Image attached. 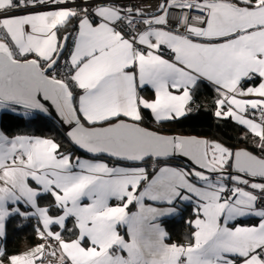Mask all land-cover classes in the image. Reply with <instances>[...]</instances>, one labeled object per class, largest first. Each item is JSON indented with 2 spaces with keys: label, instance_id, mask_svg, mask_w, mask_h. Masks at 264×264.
I'll return each mask as SVG.
<instances>
[{
  "label": "snow or ice",
  "instance_id": "snow-or-ice-1",
  "mask_svg": "<svg viewBox=\"0 0 264 264\" xmlns=\"http://www.w3.org/2000/svg\"><path fill=\"white\" fill-rule=\"evenodd\" d=\"M174 9L198 11L197 23L184 11L173 25ZM203 81L215 86V116L245 126L260 156L141 126L142 109L161 124L193 111ZM42 100L92 158L0 132V236L9 216H35L44 241L18 255L0 249V264H264V0H161L155 12L118 0H0V108L47 112ZM177 156L193 166H173ZM185 202L193 231L170 243L161 220Z\"/></svg>",
  "mask_w": 264,
  "mask_h": 264
},
{
  "label": "trees",
  "instance_id": "trees-1",
  "mask_svg": "<svg viewBox=\"0 0 264 264\" xmlns=\"http://www.w3.org/2000/svg\"><path fill=\"white\" fill-rule=\"evenodd\" d=\"M72 25L69 26V31L73 30ZM216 98L215 87L207 82H202L195 93V104L192 105L193 111L177 120L161 124L154 120L149 110L145 109V116H143L144 119L141 123L147 127L166 133L205 136L209 141L220 142L232 150L244 147L261 155L260 149L253 143V138L245 127L236 123L232 118L223 119L215 116L214 113L217 108L215 104ZM16 109L21 110L20 108ZM0 126L6 135L30 134L52 138L61 144L62 151L71 152L74 157L89 156L80 151L54 121L48 117L33 113L31 117L26 118L18 115L15 111L6 109L0 114ZM170 162L190 168L181 165L182 163L178 160H171ZM51 203L52 197L50 195L39 199L41 206H50ZM179 207L180 214L178 216L167 217L161 220L165 230L169 234L168 241L171 242L188 241L193 231L191 225L186 223V221L194 218L193 206L188 203H182ZM56 212L57 210L53 208L52 214L55 215ZM36 219L35 216L25 218L19 215H12L8 218L6 235L0 246L6 256L21 253V251L23 252L41 243V238L38 235L35 224L37 222ZM71 228L72 223L69 221L67 228L62 233L66 240L73 238L72 232L67 230Z\"/></svg>",
  "mask_w": 264,
  "mask_h": 264
},
{
  "label": "crops",
  "instance_id": "crops-1",
  "mask_svg": "<svg viewBox=\"0 0 264 264\" xmlns=\"http://www.w3.org/2000/svg\"><path fill=\"white\" fill-rule=\"evenodd\" d=\"M75 21H73L72 22V24H74L75 25ZM165 52H167V50L165 49ZM203 82H207V83H209V84H211L210 82H208V81H203ZM202 83V82H201ZM200 83V84H201ZM257 83H258V79L257 80H252V81H245V85L246 86H256L257 85ZM212 86H214L213 84H211ZM215 87V86H214ZM139 92H140V95L141 96H143L145 99H148V100H151V99H153L154 98V90L150 87V86H145L144 88H142V89H139ZM6 109H8V108H0V114H1V112L3 111V110H6ZM15 109V108H14ZM17 110V109H16ZM21 110H23V109H21ZM144 110L145 109H142V115L143 116H145V114H144ZM150 111V110H149ZM27 112H29V115L28 116H26L27 118H29V117H31L32 115H33V112H31V111H27ZM151 113V112H150ZM152 115V114H151ZM153 116V115H152ZM155 120V119H154ZM156 121V120H155ZM243 127H245V126H243ZM0 132H3V133H5L3 130H2V128H1V126H0ZM17 135H29V136H36V135H30V134H17ZM17 135H7L9 138H12V137H15V136H17ZM37 137H41V136H37ZM41 138H46V137H41ZM52 139V138H51ZM81 159H91L92 158V156H87V157H80ZM104 159H106L105 157H104ZM106 160H108V159H106ZM173 166H180V165H177V164H175V163H173V162H170ZM183 167V166H182ZM185 168V167H184ZM113 203H117L116 201H113ZM185 203H187V202H185ZM184 204V203H183ZM41 206V205H40ZM26 207V206H25ZM22 210H24L23 208H22ZM133 211L135 210L134 208L132 209ZM176 216H178V215H176ZM10 217V216H9ZM8 217V218H9ZM169 217H173V216H169ZM8 218H6V220H5V226H4V235L3 236H0V246L2 245L1 243H2V240H3V238L5 237V235H6V223H7V221H8ZM164 218H167V217H164ZM194 219V218H193ZM36 228H38V227H40L41 225H40V222H39V220L38 219H36ZM258 222V218H254V217H251V218H243V223H245V224H254V223H257ZM161 226L165 229V227H164V225L162 224V222H161ZM52 230L53 231H60V229L58 228V227H56V226H53L52 227ZM122 234H123V232H122ZM127 238V237H126ZM168 242H170V243H186L187 241H174V242H171V241H168ZM42 243H44V241L41 239V243L40 244H42ZM37 246V245H36ZM35 246H33V247H31V248H29L28 250H25V251H21V253H18V254H22V253H25V252H28L30 249H32V248H34ZM0 249H1V247H0ZM18 254H15V255H18ZM57 256H59V253H57ZM49 259H51V261H54V262H58L57 261V259H55V258H49Z\"/></svg>",
  "mask_w": 264,
  "mask_h": 264
},
{
  "label": "water",
  "instance_id": "water-1",
  "mask_svg": "<svg viewBox=\"0 0 264 264\" xmlns=\"http://www.w3.org/2000/svg\"><path fill=\"white\" fill-rule=\"evenodd\" d=\"M29 58H32V57H29ZM43 103H45L46 107L48 108V111L47 112H43V111H39V110H33V109H25L23 106H19V105H12L10 107H15V108H20V109H23V110H28V111H31L37 115H42V116H45V117H48L49 119L53 120L54 123L64 132V134L66 135L67 131L69 130V125L65 124L62 120V118L60 117L59 115V112L56 110L55 106L51 103V101H43ZM141 126L148 129V130H151V131H157L155 129H152L150 127H147L145 125H143L141 123ZM164 134H167V135H181V136H186V137H197V138H201V139H207V137L205 136H200V135H196V134H182V133H166V132H163ZM67 136V135H66ZM208 140V139H207ZM76 146V145H75ZM80 151L86 153L87 155L89 156H92V154L90 153H87L85 150L83 149H80L78 146H76ZM241 149H246L250 152H252L254 155H257V156H260L259 154L249 150L248 148H244V147H241V148H236L234 149L233 151H238V150H241ZM106 159H111V158H108V157H105ZM172 160H178L180 161L182 164L181 165H184L186 167H192L193 164L192 162L189 160V158L187 157H183V156H177L175 158H173ZM229 171H233L232 169H229Z\"/></svg>",
  "mask_w": 264,
  "mask_h": 264
},
{
  "label": "built area",
  "instance_id": "built-area-1",
  "mask_svg": "<svg viewBox=\"0 0 264 264\" xmlns=\"http://www.w3.org/2000/svg\"><path fill=\"white\" fill-rule=\"evenodd\" d=\"M79 2V0H78ZM118 2L120 4H136V5H139L141 7H144L146 9V11L148 12H155V9H156V5L158 3L161 2V0H118ZM184 11H187V10H181V9H174L172 10L171 12V23L173 25H175L181 15L183 14ZM155 14H158V13H155ZM187 15L189 16V22L192 23V24H196L197 22L195 21V16L197 15H200V13L198 11H187ZM179 31H183V27H180L179 28ZM66 59V57H62V60H61V68H60V71L63 72L64 71V65H63V60ZM51 264H58V262H54V261H51Z\"/></svg>",
  "mask_w": 264,
  "mask_h": 264
},
{
  "label": "rangeland",
  "instance_id": "rangeland-1",
  "mask_svg": "<svg viewBox=\"0 0 264 264\" xmlns=\"http://www.w3.org/2000/svg\"><path fill=\"white\" fill-rule=\"evenodd\" d=\"M8 109L15 111L18 115H21L23 117H26L29 115V112H27L28 110H15L14 108L8 107ZM30 116V115H29ZM27 118V117H26Z\"/></svg>",
  "mask_w": 264,
  "mask_h": 264
}]
</instances>
